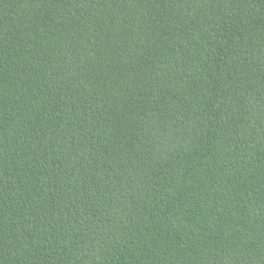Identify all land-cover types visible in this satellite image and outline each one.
<instances>
[{"label":"trees","instance_id":"16d2710c","mask_svg":"<svg viewBox=\"0 0 264 264\" xmlns=\"http://www.w3.org/2000/svg\"><path fill=\"white\" fill-rule=\"evenodd\" d=\"M0 264H264V0H0Z\"/></svg>","mask_w":264,"mask_h":264}]
</instances>
